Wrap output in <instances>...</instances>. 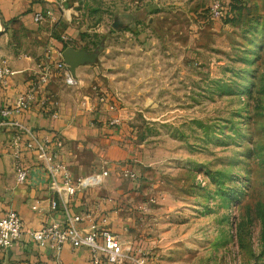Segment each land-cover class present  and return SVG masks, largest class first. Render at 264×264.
<instances>
[{
	"label": "rangeland",
	"instance_id": "rangeland-1",
	"mask_svg": "<svg viewBox=\"0 0 264 264\" xmlns=\"http://www.w3.org/2000/svg\"><path fill=\"white\" fill-rule=\"evenodd\" d=\"M55 1L127 70L132 170L110 169L154 264H264V0Z\"/></svg>",
	"mask_w": 264,
	"mask_h": 264
},
{
	"label": "crops",
	"instance_id": "crops-1",
	"mask_svg": "<svg viewBox=\"0 0 264 264\" xmlns=\"http://www.w3.org/2000/svg\"><path fill=\"white\" fill-rule=\"evenodd\" d=\"M62 8L55 0H0V59L12 68L7 81L0 83V108L14 105L17 96L37 79L44 62L53 65L62 57L63 43L88 48L79 29L73 23L67 24L69 8ZM36 11L44 14L39 20L34 18ZM144 15L143 7L119 14L129 23ZM109 65L106 55H100L99 61L79 63L73 73L75 84H67L62 71L53 67L48 80L35 81V99L29 106L4 116L6 120L0 124V209L12 207L19 212L22 234L10 247L0 246V258L7 256L24 264H97L83 245L64 242L56 249L37 243L28 233L53 218L92 208L100 213L99 217L106 215L107 224L132 247L145 246L136 228L131 227L135 223L132 211H123L133 190L122 188L119 176L111 174L110 169L123 165L121 173L132 170V160H126V156L134 154L130 135L135 131L124 115L126 105L115 109L107 105L125 100L123 90L129 83L127 70L124 76L116 75L109 71ZM85 92L84 108L78 99ZM102 93L106 99L99 97ZM91 100L99 104L93 107ZM113 117L118 121H111ZM9 119H17L23 128L7 122ZM17 133L16 144L13 139ZM31 134L40 140L61 135L62 144L52 146L57 149L54 161L66 165L71 178L103 168L107 174L97 184L68 193L61 169L51 170L35 149L26 146ZM19 165L27 169L23 181L17 180ZM52 199L57 202L55 207L51 206Z\"/></svg>",
	"mask_w": 264,
	"mask_h": 264
},
{
	"label": "built area",
	"instance_id": "built-area-1",
	"mask_svg": "<svg viewBox=\"0 0 264 264\" xmlns=\"http://www.w3.org/2000/svg\"><path fill=\"white\" fill-rule=\"evenodd\" d=\"M44 16L42 11H36L34 18L41 19ZM53 67L62 71L64 80L67 84H75L77 79L69 69L63 57L55 60L53 65L48 62L43 63L41 73L35 81H46L51 76ZM12 73V68L4 59H0V83H5ZM35 81H33L16 98L11 107L0 108V124L6 119L4 116L11 111L19 108L28 107L35 99ZM105 93L100 94L101 99H106ZM87 103L86 99L82 101ZM109 108L115 107V102L107 103ZM56 112L55 110L53 111ZM118 121V117H113L111 121ZM7 122L15 125L18 129L23 128L17 119H9ZM18 133L14 137L17 144ZM25 144L28 148L35 149L40 159L47 161L48 167L61 169V176L68 193H74L78 187L90 184H97L102 180L103 175L107 174V169L94 171L86 175H79L74 178L70 176L69 168L61 162L54 161L57 149L53 145L62 144V137L55 134L52 139H37L33 134L26 139ZM19 150H17L18 152ZM129 172V171H128ZM27 175V169L19 165L17 170V180L23 181ZM56 200H51V206H56ZM34 206V205H33ZM95 209H86L81 213L67 215L64 218H53L43 222L39 227L28 230L30 237L39 244H48L50 247L58 249L64 242H69L73 246L83 245L88 248L92 258L97 264H154L153 256L148 247L137 245L132 247L119 232L112 229L106 222V215L102 217ZM86 220L81 224L80 221ZM22 234V219L19 212L12 208L0 209V246L4 249L10 247Z\"/></svg>",
	"mask_w": 264,
	"mask_h": 264
},
{
	"label": "water",
	"instance_id": "water-1",
	"mask_svg": "<svg viewBox=\"0 0 264 264\" xmlns=\"http://www.w3.org/2000/svg\"><path fill=\"white\" fill-rule=\"evenodd\" d=\"M102 47V43H99L94 49L66 45L62 50V57L71 72L74 73L75 67L79 63L95 61Z\"/></svg>",
	"mask_w": 264,
	"mask_h": 264
},
{
	"label": "trees",
	"instance_id": "trees-1",
	"mask_svg": "<svg viewBox=\"0 0 264 264\" xmlns=\"http://www.w3.org/2000/svg\"><path fill=\"white\" fill-rule=\"evenodd\" d=\"M66 45H67L66 43H63V45H62V49H63Z\"/></svg>",
	"mask_w": 264,
	"mask_h": 264
}]
</instances>
